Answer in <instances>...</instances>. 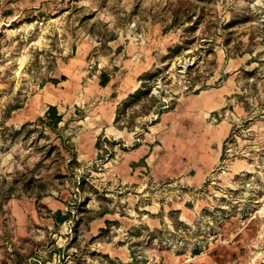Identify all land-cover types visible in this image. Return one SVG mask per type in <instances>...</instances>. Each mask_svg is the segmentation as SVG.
Returning <instances> with one entry per match:
<instances>
[{"label": "rangeland", "instance_id": "1", "mask_svg": "<svg viewBox=\"0 0 264 264\" xmlns=\"http://www.w3.org/2000/svg\"><path fill=\"white\" fill-rule=\"evenodd\" d=\"M0 264H264V0H0Z\"/></svg>", "mask_w": 264, "mask_h": 264}, {"label": "trees", "instance_id": "2", "mask_svg": "<svg viewBox=\"0 0 264 264\" xmlns=\"http://www.w3.org/2000/svg\"><path fill=\"white\" fill-rule=\"evenodd\" d=\"M157 71L149 70V71H147V73L144 75L143 78H145L146 76L153 77ZM103 74H104L103 75L104 76V81L102 80V84L107 83L110 80V77L106 73H103ZM55 81H57V80H55ZM145 83L142 84V87H140L136 91L132 92L130 94V96H129V99L127 101H125V104L122 105L117 110V115H116V118H115L116 120L120 119L121 112H125L126 108H127V105H129L132 101H139L143 97L148 96L150 89L147 87V85ZM146 109L147 110H146L145 114L148 113V107H146ZM41 119L45 120V122L49 123L50 125L56 127L62 121L63 117L59 113V110H58L56 105H49L48 109L46 110V112L43 115V117H41ZM111 145H112V143H111ZM96 146L99 149L103 148L102 142H101L100 139L96 142ZM56 218L59 220V222H63V221H65L68 218V216L67 215H64V216L61 215V211L58 210L57 213H56Z\"/></svg>", "mask_w": 264, "mask_h": 264}]
</instances>
